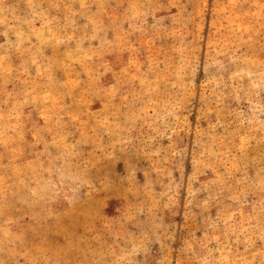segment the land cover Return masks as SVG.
Here are the masks:
<instances>
[{"label": "rangeland", "instance_id": "rangeland-1", "mask_svg": "<svg viewBox=\"0 0 264 264\" xmlns=\"http://www.w3.org/2000/svg\"><path fill=\"white\" fill-rule=\"evenodd\" d=\"M0 264H264V0H0Z\"/></svg>", "mask_w": 264, "mask_h": 264}]
</instances>
